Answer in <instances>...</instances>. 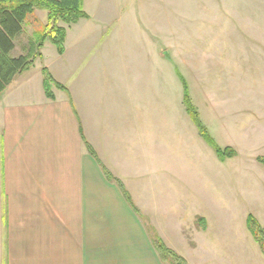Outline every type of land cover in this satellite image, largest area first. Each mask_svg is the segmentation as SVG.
<instances>
[{"label":"rangeland","instance_id":"rangeland-1","mask_svg":"<svg viewBox=\"0 0 264 264\" xmlns=\"http://www.w3.org/2000/svg\"><path fill=\"white\" fill-rule=\"evenodd\" d=\"M140 7L151 35L130 13L121 33L105 34L77 60L72 48L64 58L54 48L40 66L71 94L82 80L88 95L91 73L110 91L140 87V96L72 97L87 142L98 120L109 121L113 142L98 150L102 166L124 185L148 239L176 257L162 262L155 252L146 264H264L247 227L249 215L264 227V0ZM43 26L30 17L16 52L26 53L27 37ZM187 96L213 144L187 111Z\"/></svg>","mask_w":264,"mask_h":264},{"label":"crops","instance_id":"crops-1","mask_svg":"<svg viewBox=\"0 0 264 264\" xmlns=\"http://www.w3.org/2000/svg\"><path fill=\"white\" fill-rule=\"evenodd\" d=\"M141 1L84 0L83 9L89 18L71 26L61 24L67 30L64 54L47 41L33 67L0 94V259L4 264L154 261L156 250L142 220L119 187L107 180L98 162L101 144L110 146L113 142L112 126L106 119V124L98 120L96 128L92 127L88 142L97 155L94 158L87 150L77 98L72 97L140 96V87L132 93L120 87L110 91L91 73L88 95L81 87L82 80H77L71 94L46 64L40 66L46 60L45 53H54V48L60 58L72 48L77 60L86 47L101 44L105 34L109 38L121 33L126 25L122 17L130 13L139 31L151 35L147 33L149 25L140 22ZM105 6L112 10L110 14H103ZM35 16L47 24L46 11L39 10ZM24 31L14 41L12 57L32 56L34 35L27 37L26 53L16 52ZM44 69L55 82L50 86L54 99L47 97Z\"/></svg>","mask_w":264,"mask_h":264},{"label":"trees","instance_id":"trees-1","mask_svg":"<svg viewBox=\"0 0 264 264\" xmlns=\"http://www.w3.org/2000/svg\"><path fill=\"white\" fill-rule=\"evenodd\" d=\"M84 0H0V94L3 93L14 81V79L30 70L36 58L41 57L40 51L44 44L49 41L53 44L60 55L65 52V40L67 30L61 24L71 26L78 23L81 19H88L89 16L83 9ZM38 10H43L48 13V22L42 27V31L34 34V47L31 57H12V52L15 49L14 41L20 35L25 25L28 24L29 18L35 16ZM45 76L46 94L49 99H54V95L50 91V86L55 83L53 77L47 69L43 70ZM59 89L67 92L63 86L55 84ZM185 104L187 111L192 117L193 122L200 130L203 137L208 138L207 131L202 126L195 108L190 104L189 97H186ZM209 139V138H208ZM210 144H213L209 139ZM88 152L97 159L96 153L86 142ZM220 153V150H218ZM223 157V156H221ZM264 165V159L258 160ZM105 177L111 183H115L121 190L125 200L139 216L137 208L131 202V198L127 193L124 185L113 178L102 166ZM203 223L204 220L200 219ZM248 230L254 241L260 246L264 255V227L252 215L247 219ZM153 243L156 252L162 262H165L168 255L176 261L173 253L168 252L160 241ZM166 257V258H165ZM180 261V259L178 260ZM177 264H182L180 261Z\"/></svg>","mask_w":264,"mask_h":264}]
</instances>
